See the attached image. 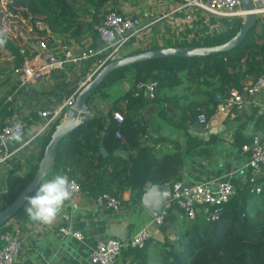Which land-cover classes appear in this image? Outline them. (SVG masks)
<instances>
[{
	"label": "trees",
	"instance_id": "16d2710c",
	"mask_svg": "<svg viewBox=\"0 0 264 264\" xmlns=\"http://www.w3.org/2000/svg\"><path fill=\"white\" fill-rule=\"evenodd\" d=\"M110 3H113L112 7H109ZM118 4V0H79L78 3L77 0H7L2 6L0 0V30L4 31L3 21L8 14V17L25 18L33 30L49 40L52 35L48 34V29L55 35L78 37L85 28L81 16L91 14L98 19V14L107 7V12L112 9L122 11ZM261 19L262 15L259 14L257 25L230 50L206 56L151 58L110 72L90 93L88 101L100 96L110 98L116 94L113 107L105 114L93 115L60 140L52 168L43 181L56 173H64L68 180H78L80 188L95 197L104 192L120 196L126 187H131L135 190L136 198L141 201L152 184L173 185L180 180L184 165V151L180 144L176 142L173 148L161 152L155 144L144 142L143 138L149 132V122L140 121L133 115V109L148 103H159V115L178 127H186L188 121L199 122L197 115L200 112L209 117L216 110L218 93L225 94L232 88L242 89L250 79L255 80L264 74V41H259L262 34L255 32ZM243 20L237 15L224 17L223 22L227 26L222 31L207 34L202 40L180 44L212 45L225 42L235 36ZM42 23H45V28H41ZM99 41L96 27L92 47H97ZM20 42L21 37H17V40L6 37V43L0 46V51L6 47L22 63L24 57L20 52ZM137 51L141 49L132 52ZM104 55L97 53L82 59L79 65L83 67V73L87 75V69L92 71L98 59ZM51 74L53 82H32L33 91L24 92V96L32 95L34 91L56 96L60 100L76 95L80 86L78 81L67 80L63 69H53ZM124 79L132 80L131 87L117 92L118 85ZM144 80H158L155 97L137 87V83ZM13 90L0 97L2 125L15 113L13 102L8 97ZM114 110L122 111V122L113 117ZM39 115L35 108L29 111L26 119L28 123L33 122L31 117L35 119ZM56 124L44 134L35 162L21 165L18 159L13 163L4 180L7 193L3 194L0 210L12 202L33 178ZM118 129L125 134L127 142L116 137ZM216 141H198L194 146L209 149L212 154ZM102 144L106 146L107 154L102 151ZM129 146L134 151H130ZM259 187L260 191L257 189ZM214 208L200 205L197 215L190 218L176 202H171L164 223L160 225L166 237L159 239L150 236L143 247L126 246L122 254L123 261L127 264H264V165L254 180H251V172H247L246 180L221 205L218 216L212 219ZM12 218L0 227V231L12 227ZM171 226L175 227L177 234L174 238L167 234ZM3 243L4 240L0 238V247Z\"/></svg>",
	"mask_w": 264,
	"mask_h": 264
},
{
	"label": "crops",
	"instance_id": "0c3cea01",
	"mask_svg": "<svg viewBox=\"0 0 264 264\" xmlns=\"http://www.w3.org/2000/svg\"><path fill=\"white\" fill-rule=\"evenodd\" d=\"M118 3L122 11L142 15L143 19L150 9H154L158 15L169 12L156 23L146 25L132 37L134 40L137 39L134 50L202 40L207 34L220 32L227 26L223 19L208 15L198 8L174 10L179 5L178 0H118ZM189 13L192 14L191 19L187 18ZM48 34L55 35L49 29ZM100 44L99 41L98 45ZM49 49L57 50L59 47ZM37 52V50L33 51L28 57H33ZM127 52L129 53L130 50L128 49ZM131 85L132 80L124 79L118 85L117 92L128 90ZM31 86L32 84L18 85L12 92L23 89L24 92L29 93L33 91ZM12 95L13 93L8 97L11 99ZM115 95L113 94L110 98L100 96L91 101L93 115L105 114L112 108L116 99ZM25 97L28 99L27 103L32 101L34 104L48 100V97H42V94L35 91L32 95L26 94ZM125 106L124 101L123 107ZM159 107V103H148L134 108L133 115L142 122L145 120L149 122V132L143 138L144 142L155 144L161 152L173 148L176 142L180 144L184 151L181 180L191 184L208 182L216 186L220 179H229L236 188L242 185L247 175L244 167L246 153L242 149V140L247 142L253 135L264 133V88L257 92L256 101L247 104L244 109H233L227 112L215 110L209 116L208 124L188 121L186 127H178L159 115ZM16 115L17 110L13 117ZM31 119L33 122L26 121L28 125L23 135L13 143L14 145L25 142L45 120L41 115ZM115 135L125 142L128 141L120 129L116 130ZM43 136L42 132L31 139L16 153L12 163L18 159L21 165L30 161L35 162L39 156ZM212 139L217 140L212 154L209 149L203 150L204 147L194 146L198 141L210 142ZM129 147L130 151H134L133 147ZM123 152L126 154V151ZM57 174L64 175V173H56L53 177ZM6 176L7 172H2L0 190L4 188ZM135 195L134 188L126 187L120 194L123 206L119 210H113L105 204L100 205L94 195L81 189L71 199L65 201L56 221L50 225L31 220L24 211V207L11 220L22 230L23 243L18 264H89L91 250L101 239L115 236L125 240L145 227H149L151 236L163 239L165 234L161 227L153 223L155 214ZM2 198L3 193L0 191V203ZM60 225H65L72 230H80L85 238L80 239L72 234H63L59 231Z\"/></svg>",
	"mask_w": 264,
	"mask_h": 264
},
{
	"label": "built area",
	"instance_id": "2783aa9c",
	"mask_svg": "<svg viewBox=\"0 0 264 264\" xmlns=\"http://www.w3.org/2000/svg\"><path fill=\"white\" fill-rule=\"evenodd\" d=\"M254 1L256 13L260 15L264 14V0ZM178 2L179 5L174 9L176 11L198 8L204 13L216 16L219 19L235 17L236 15L245 18L246 14L250 11L243 5L242 0H178ZM168 13L165 12L158 15L154 9H150L145 13L146 16L143 19L142 15L136 13L117 11L115 9L109 10L96 24L101 44L97 47L89 48V53L83 52L79 56L74 55L73 51L66 44H60L57 50L49 49L51 46L49 47L46 40L38 39L30 43L34 48L31 50L38 51L33 57H28V48L20 49L21 55L24 56L25 60L20 66L14 67L13 74L19 76L22 80L21 86H25L23 84L38 82L45 77H49L53 69H64L69 63L80 62L82 59L89 58L97 53H105L103 58L98 59L97 66L91 71V75L87 77L86 81H88L103 63L120 56V54L128 53L127 43L132 40L134 35L143 30L146 25L156 23ZM187 18L191 19L192 14L189 13ZM3 80L4 76L0 71V85ZM157 85L158 80H144L137 83V87L144 89L145 93L151 97L156 96ZM262 88H264V74L244 84L242 89L232 88L225 94L218 93L216 110L227 112L232 110V108L243 109L247 104L256 101V94ZM74 101L75 96L72 94L63 102L39 111L40 115L45 119L43 124L21 145H14L13 143L18 141L23 135L27 122L19 118L8 120L5 125L0 124V176L2 172L8 173L13 166L12 161L16 153L21 148L27 145L31 139L42 132L45 134L52 126L61 121L67 107ZM127 102L128 99L125 100V103ZM113 117L117 121L122 122V111L114 110ZM197 117L199 123H209V117L204 112H200ZM242 149L246 153L244 167L247 172H251V180H254L261 173L264 165V133L253 135L249 141L242 144ZM6 179L7 176L4 180ZM3 186L4 188L0 191L4 194L7 193V185L4 183ZM170 187L171 197L162 208L163 213L154 216L153 223L157 226L164 223L171 202H176L190 218H194L197 215L199 211L198 206H213L215 210L211 217L215 219L221 210V205L228 201L237 189L229 179H220L216 186H212L208 182H193L191 184L180 179L175 181ZM69 188L72 193L70 199L81 190L78 180L75 179H69ZM257 189L260 191V187ZM96 201L100 205L105 204L113 210H119L123 206L122 198L109 192L101 193L96 197ZM10 223H12V227L0 231V238L4 240L3 245L0 247V264L19 263L18 259L23 243L22 230L13 221ZM59 231L63 234H72L80 239L85 238L83 232L80 230H72L65 225H60ZM150 236L149 227H145L125 240L115 236L101 239L91 250L89 264H124L122 258L124 248L126 246L143 247Z\"/></svg>",
	"mask_w": 264,
	"mask_h": 264
},
{
	"label": "water",
	"instance_id": "95a60500",
	"mask_svg": "<svg viewBox=\"0 0 264 264\" xmlns=\"http://www.w3.org/2000/svg\"><path fill=\"white\" fill-rule=\"evenodd\" d=\"M243 5L250 10L244 20L239 31L229 40L212 45L199 44H168L166 46L144 48L141 51L120 54L103 64L94 76L79 86V90L75 95V101L67 107L65 115L51 134V138L47 143L43 156L38 163V169L30 182L21 190V193L6 207L0 210V227L8 222L26 203L25 197L35 192L36 188L45 179L51 170L60 140L76 126L82 124L93 116V108L88 101L90 93L95 90L98 85L115 69L128 64L142 62L151 58H163L166 56H206L212 55L220 51L230 50L243 40L247 33L257 25L259 14L255 11L254 0H242ZM45 26V23H42ZM102 151L108 153L106 147L102 144ZM132 167L131 162H129ZM171 197V187L165 183L152 184L147 192L143 195L142 201L155 215L163 213L162 208L167 200Z\"/></svg>",
	"mask_w": 264,
	"mask_h": 264
},
{
	"label": "rangeland",
	"instance_id": "374dc122",
	"mask_svg": "<svg viewBox=\"0 0 264 264\" xmlns=\"http://www.w3.org/2000/svg\"><path fill=\"white\" fill-rule=\"evenodd\" d=\"M7 0H1L2 6L5 4ZM79 0H77V3ZM113 3H110L109 7H112ZM108 8V7H107ZM106 8V9H107ZM104 9L98 14V19H95L89 15H83L81 16L82 23L84 24V31L83 33L78 37H69L63 34H56L52 35V39H46L44 36L39 35L38 31L33 30L31 25L29 24V21L21 16H9L8 14L4 18L3 21V29L5 32V36L9 37L10 39L17 40V37H21L20 42V49H29V52L27 51L28 55L30 56L33 51L31 49H34L30 43L32 41H36L38 39H46V42L48 43L49 47L58 48L60 44H66L71 51H73L74 55H81L83 52L89 53V48L92 47V36L96 29V24L101 20L103 15L107 12V10ZM223 19V18H222ZM244 19V17H243ZM41 28H45L44 25H41ZM255 32L258 34H262V37L259 38V41H264V14H262V19L258 26L255 29ZM137 39H132L130 42L127 43V48L131 51H134L133 48L135 44H137ZM132 49V50H131ZM138 50V49H135ZM140 50V49H139ZM18 57L10 52L6 47H3L0 51V71L2 75L4 76V80L2 84L0 85V97H4L6 94H8L10 89H15L18 85H22V80L19 76L13 74V69L16 66H20L22 63L18 61ZM82 60L77 63H69L63 71L67 74V80H70L72 82L78 81L79 85L84 84L86 82V79L89 75H91V70L88 71L87 69V75L83 73V67H80V63ZM51 74V73H50ZM43 81L46 82H53L54 79L52 77V74L49 77H45L38 82H34L33 84H41ZM32 84V82L28 83ZM23 84V85H28ZM13 95L11 96V100L13 102L15 110H17L16 116H10L8 119L12 120L13 118H21L24 121H27L26 114L29 113L32 109L43 110L45 108L52 107V105L61 102L60 98L56 96H49V95H42L45 97H48L47 101H43L41 103H33L32 101L28 102V99L24 96V90L18 89L12 92ZM11 94V93H10ZM50 97V98H49ZM28 122V121H27ZM31 128H33L32 125H30ZM34 131V130H33ZM120 197V196H119ZM167 234L170 238L176 237L177 234H175V227L171 226L169 230H167ZM166 236H164L165 238ZM163 238V239H164Z\"/></svg>",
	"mask_w": 264,
	"mask_h": 264
},
{
	"label": "clouds",
	"instance_id": "9594fccd",
	"mask_svg": "<svg viewBox=\"0 0 264 264\" xmlns=\"http://www.w3.org/2000/svg\"><path fill=\"white\" fill-rule=\"evenodd\" d=\"M5 43V32L0 30V46ZM71 195L68 178L65 175L57 174L40 183L34 195L25 197L24 211L33 221L41 224H53L65 201L69 200Z\"/></svg>",
	"mask_w": 264,
	"mask_h": 264
}]
</instances>
